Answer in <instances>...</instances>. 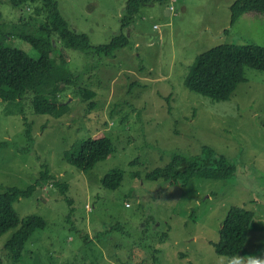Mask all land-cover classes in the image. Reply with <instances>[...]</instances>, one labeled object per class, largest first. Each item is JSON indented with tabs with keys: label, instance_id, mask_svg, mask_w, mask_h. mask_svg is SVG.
Listing matches in <instances>:
<instances>
[{
	"label": "rangeland",
	"instance_id": "374dc122",
	"mask_svg": "<svg viewBox=\"0 0 264 264\" xmlns=\"http://www.w3.org/2000/svg\"><path fill=\"white\" fill-rule=\"evenodd\" d=\"M58 1L70 28L97 47L123 31L130 0ZM235 1H152L123 31L129 45L111 56L58 43L76 85L97 93L85 102L73 93L77 87H67L62 117L36 114L32 96L0 100V193L27 190L45 171L52 177L15 202L22 221L40 216L47 225L20 263L5 249L17 230L3 235L4 264H264V72L247 67L246 81L225 102L185 86L201 54L229 44L264 46V14L231 26ZM36 7L0 0V24L33 17ZM9 42L40 57L27 42ZM102 136L114 138L107 160L87 172L65 160L82 141ZM205 146L236 164L233 177L193 179L185 188L148 179L176 154L196 156ZM112 173L123 175L116 190L103 185ZM55 181L69 185L71 203ZM235 206L254 220L244 250L230 262L214 244Z\"/></svg>",
	"mask_w": 264,
	"mask_h": 264
},
{
	"label": "trees",
	"instance_id": "16d2710c",
	"mask_svg": "<svg viewBox=\"0 0 264 264\" xmlns=\"http://www.w3.org/2000/svg\"><path fill=\"white\" fill-rule=\"evenodd\" d=\"M152 1L165 0H130L122 20V30L128 29L133 22V16L143 5ZM12 4L18 9H26L36 4L37 7L33 17H21L14 24H0V100L13 102L32 96L36 114L57 118L62 117L67 110V104L61 102L60 97V93L67 87H77L73 93L83 101L93 100L97 93L76 85L77 78L68 68L66 57L62 53L58 54V43L67 49L82 47L94 50L99 55L111 56L118 49L129 45V37L121 31L109 44L93 47L87 35H81L70 28L60 12L58 0H12ZM230 10V25L234 26L246 14H264V0H236ZM12 38L30 44L39 52L40 57L32 58L26 52L14 48L9 42ZM247 67L264 72V46H218L196 59L185 80V86L190 91L214 101H229L238 86L246 81ZM43 87H48L45 93L40 92ZM113 139L110 136L86 139L78 145L76 151L66 152L65 160L87 172L114 153ZM236 170V164L225 155L205 146L196 156L176 154L167 166L148 174V179L164 180L172 186L185 188L193 179H229ZM50 179L52 177L49 172L45 171L37 183L27 190L9 188L0 193V238L13 229L17 230L5 245L15 263L23 261L27 243L37 231L44 230L47 223L40 216H32L22 221L14 204L20 199L31 197L37 188ZM122 181L121 173H112L104 178L103 185L116 190ZM53 186L67 197L68 184L55 181ZM68 202L71 203L70 200ZM253 220L252 212L241 207H231L220 229V240L214 244L216 254L230 262L234 261L247 244ZM0 264H4L2 259Z\"/></svg>",
	"mask_w": 264,
	"mask_h": 264
},
{
	"label": "water",
	"instance_id": "95a60500",
	"mask_svg": "<svg viewBox=\"0 0 264 264\" xmlns=\"http://www.w3.org/2000/svg\"><path fill=\"white\" fill-rule=\"evenodd\" d=\"M170 13V12H169Z\"/></svg>",
	"mask_w": 264,
	"mask_h": 264
}]
</instances>
